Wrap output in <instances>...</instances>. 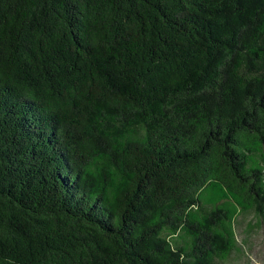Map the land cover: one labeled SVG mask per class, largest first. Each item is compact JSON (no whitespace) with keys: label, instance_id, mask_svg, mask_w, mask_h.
Masks as SVG:
<instances>
[{"label":"trees","instance_id":"16d2710c","mask_svg":"<svg viewBox=\"0 0 264 264\" xmlns=\"http://www.w3.org/2000/svg\"><path fill=\"white\" fill-rule=\"evenodd\" d=\"M249 212L264 0H0V264H219Z\"/></svg>","mask_w":264,"mask_h":264},{"label":"rangeland","instance_id":"374dc122","mask_svg":"<svg viewBox=\"0 0 264 264\" xmlns=\"http://www.w3.org/2000/svg\"><path fill=\"white\" fill-rule=\"evenodd\" d=\"M251 228L248 229V226ZM236 237L242 243L241 253H232L219 264H264V217L253 212L236 217Z\"/></svg>","mask_w":264,"mask_h":264}]
</instances>
